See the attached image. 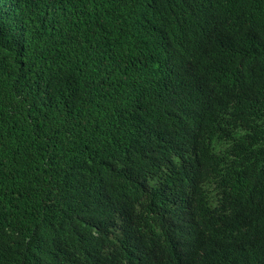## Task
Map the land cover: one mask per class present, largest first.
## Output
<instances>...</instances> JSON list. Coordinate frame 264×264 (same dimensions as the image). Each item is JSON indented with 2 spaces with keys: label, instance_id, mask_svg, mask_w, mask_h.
Segmentation results:
<instances>
[{
  "label": "trees",
  "instance_id": "16d2710c",
  "mask_svg": "<svg viewBox=\"0 0 264 264\" xmlns=\"http://www.w3.org/2000/svg\"><path fill=\"white\" fill-rule=\"evenodd\" d=\"M0 264H264V0H0Z\"/></svg>",
  "mask_w": 264,
  "mask_h": 264
}]
</instances>
